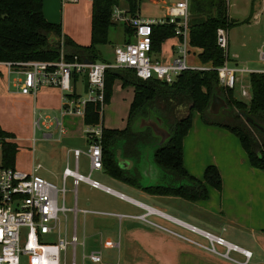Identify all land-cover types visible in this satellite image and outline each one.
I'll return each instance as SVG.
<instances>
[{
    "label": "crops",
    "instance_id": "obj_1",
    "mask_svg": "<svg viewBox=\"0 0 264 264\" xmlns=\"http://www.w3.org/2000/svg\"><path fill=\"white\" fill-rule=\"evenodd\" d=\"M150 1L160 4V7L165 9V4L160 2V0ZM42 5L45 18L48 21L59 23L62 34L67 35L77 44H90L91 0H78L76 2L42 0ZM229 5L227 1L228 16L233 18ZM118 6L120 8H126L127 4L121 0ZM263 12V0H250L249 11L246 17L241 20L246 21L240 24H246L249 27L253 22L263 20ZM166 15L167 12L165 17ZM116 24L118 23L114 22V25ZM121 25H123L125 34V24ZM238 25L226 32V50L229 49V44L231 43V33L239 27ZM131 38L127 35L124 38V42ZM174 46L175 44L172 46V52ZM159 52L160 48L156 56L162 60L159 57ZM260 52L257 51V59L259 61ZM230 57L226 61L229 66L234 67L230 63L232 62L236 65V60L239 58V55L232 54ZM261 64L263 63L261 62ZM263 67L255 68L254 71H258ZM79 77H82L85 85V76L80 75L77 77V80ZM77 80L75 90L79 94ZM113 87L107 106L111 102ZM120 87L123 89L122 85ZM131 89L132 91L127 104L128 110L133 97V88L131 87ZM61 107L62 92L58 88L41 87L35 94H22L18 84L15 82V78L11 79V81L5 77L0 78V126L4 130L14 134V138L11 141H14L18 146L15 154V168L30 172L35 165L36 149L32 144L33 136L21 138L17 134V131H15L16 129L6 127L11 126L9 124L11 119L13 121L15 120L20 131L28 132L32 135H34L36 129H40L42 126L45 130L42 133L44 139L51 140L53 134H58L59 137L55 141L61 144L65 142L64 138L70 137L71 134L77 131L79 122L84 124L83 117L78 118L75 115H66L62 112ZM127 115L122 128L104 127L123 129L126 126ZM38 118L39 127L34 128L33 123ZM101 123L103 126V122ZM59 128H62L63 132H60ZM86 147L87 139L85 138L84 144L73 148L85 151ZM70 151L71 149L67 151V160H65L64 155L61 157L59 163L56 162L55 165L40 167L37 173L50 181H53V179H61L63 169L67 164L68 166L70 165ZM215 162L222 171L223 184L218 189V200L210 202L205 201L207 198L192 201L177 195L151 193L145 191L142 187L128 185L110 177L105 173L103 167L100 170L93 171H103L106 181H99L111 187L113 190L124 194L128 199L110 194L101 189L92 188L83 182L74 187L72 179L68 178L65 183V188L67 181L70 179L71 188L73 187L74 190L73 204L75 200L76 206L79 204L80 193L79 208L127 216L119 218L115 215L90 214L92 216L83 218V229L87 232V240H90V249L85 250L83 247L78 255L76 250L73 251V247L70 246L72 248V256L68 261L65 252L64 257L66 263L69 264L74 258L76 264H238L138 218V215L145 212L144 206L138 204L141 203L157 208L180 220L196 225L201 229L223 236L228 241L249 250L251 257L243 264H264V171L253 168L250 165L246 152L242 148L239 140L237 142L230 140V143L225 144L224 147H219ZM223 168L226 170L225 174L223 173ZM82 173L86 174L88 171ZM174 180L176 183L167 184L179 187L185 181L175 178ZM113 184L117 185V187L113 186ZM152 219L166 228L178 231L198 243L205 244V240L199 235L178 227L168 220L160 217H154ZM52 240H55V237ZM85 240L86 237L81 241L82 246L85 244ZM76 246L75 248H77ZM96 251L101 252L99 262L91 257V253ZM231 255L240 261L243 260V256L237 252H233Z\"/></svg>",
    "mask_w": 264,
    "mask_h": 264
},
{
    "label": "trees",
    "instance_id": "obj_2",
    "mask_svg": "<svg viewBox=\"0 0 264 264\" xmlns=\"http://www.w3.org/2000/svg\"><path fill=\"white\" fill-rule=\"evenodd\" d=\"M121 0H91V41L80 45L62 34L59 23L48 21L43 13L42 0H0V61L56 60L60 53L65 59L77 56L88 62L100 59L98 46L108 43V30L114 26L111 13ZM127 10L137 14L141 0H123ZM190 44L199 49L202 63H210V69H189L181 72L173 82L166 83L150 78L135 76L132 69L113 68L105 71V103L112 94L116 79L121 85L132 86L133 97L129 105L126 126L123 129L102 126V166L110 177L135 187H141L137 173L118 167L116 149L121 146L127 157H136L141 144L152 141L148 131L134 132L133 120L146 114L147 107L165 117L169 123L171 137L154 152V160L164 171L175 179L185 180L179 187L171 184L152 186L145 191L163 195H177L188 200L207 198L203 181L188 174L183 166V138L191 126L192 112L200 113L207 124L228 129L239 140L253 168L264 171V132L245 121L250 116L264 128V72H249L251 98L249 102L236 99L233 89L219 84L216 68L229 60L227 46L218 44V29L226 32L246 20L238 21L228 16L227 0H189ZM173 24L152 25V45L158 51L161 41L173 36ZM125 34L131 35V28L125 25ZM213 95H220L228 104V109H220L215 115L209 114L208 106ZM174 106H184L185 114L175 120L169 118ZM164 108V109H162ZM244 113V116H241ZM230 114V115H229ZM227 115V117H225ZM228 115L229 118L228 119ZM99 105L88 102L83 117L84 124L100 123ZM8 138L10 140H8ZM12 132L0 126V169L14 167L17 144L11 139ZM205 179L220 189L221 178L217 168L209 165L205 169Z\"/></svg>",
    "mask_w": 264,
    "mask_h": 264
},
{
    "label": "built area",
    "instance_id": "obj_3",
    "mask_svg": "<svg viewBox=\"0 0 264 264\" xmlns=\"http://www.w3.org/2000/svg\"><path fill=\"white\" fill-rule=\"evenodd\" d=\"M62 2H76L78 0H61ZM160 0L165 4L167 15L161 20H144L138 13L132 14L126 8L114 6L111 20L115 23L125 24L131 28L132 37L113 49V61H91L78 59L73 56L65 59L61 52L56 60H27V61H0L8 74H15V82L22 94H35L41 87H55L62 92V112L66 115L84 117L85 106L88 102L99 105V114L102 116L105 104V71L113 68H129L135 76L147 80L154 78L171 83L183 71L189 69H210L206 67L192 68L187 65L190 53L189 44V0ZM264 11V0H263ZM264 21V12H263ZM173 24V36L177 42L173 48V57L166 63L156 56L153 49L152 25ZM217 41L226 48V31L218 29ZM260 61L264 64V51L260 52ZM219 84L227 89H234L235 84L243 73L251 72L248 69L231 67L225 61L216 68ZM259 72H264V67ZM85 76L86 97L76 93L75 84L77 77ZM242 95H248L245 87L241 89ZM101 122V120H100ZM58 124V122H57ZM102 124V123H101ZM85 124L84 132L87 139L85 151L78 148L70 151L73 167L68 164L62 171V186L58 187L52 181L37 173L40 165H34L30 172L19 170L15 167L0 169V264H67L65 252L68 246L78 244L76 235L77 213L93 215H127L114 214L98 210L78 208L75 200L73 207L66 205L65 183L68 178L76 187L83 182L92 188L104 190L110 194L128 199L124 194L113 190L93 178L94 170L102 169V125ZM34 128L39 127V118L33 123ZM63 132L62 128H59ZM88 159V173L80 172L79 163L81 155ZM138 203V202H136ZM145 208V212L137 217L151 225L163 229L174 236L194 243L207 251L224 257L234 263H246L251 257V252L228 241L223 236L201 229L196 225L180 220L157 208L138 203ZM72 212L74 224L68 238L66 213ZM60 215L64 217L65 228L61 229ZM154 217H160L174 225L199 235L206 240L205 244L198 243L178 231L164 227L156 222ZM55 234V240L45 241L44 235ZM82 243V242H81ZM237 252L243 256L240 261L232 257ZM101 252L91 253V257L99 262ZM69 264H76L74 258Z\"/></svg>",
    "mask_w": 264,
    "mask_h": 264
},
{
    "label": "rangeland",
    "instance_id": "obj_4",
    "mask_svg": "<svg viewBox=\"0 0 264 264\" xmlns=\"http://www.w3.org/2000/svg\"><path fill=\"white\" fill-rule=\"evenodd\" d=\"M229 5L230 12L232 13V16L236 20H242L246 17L248 11H249V5L250 0H227ZM172 3V0L168 1V4ZM246 12V13H245ZM139 16L144 20H160L165 17V9L160 7V4L153 3L150 0H141L139 5ZM239 27L234 29L231 33V43L229 44V49L227 50V54L229 51L228 56L232 54L239 55V58H237L236 65L234 63H230L233 66H237L239 68H247L250 71H254L255 68H261L264 66V64H261V62L257 59V51H264V21L258 20L257 22H253L252 25H249V27L246 24H240ZM236 27V26H234ZM233 28V27H232ZM248 31V33H246ZM127 35L124 34V28L123 25L120 23L112 26L108 30V43L100 45L98 47V52L100 59L99 61H113L114 55H113V49L116 45L122 44L124 42V38H126ZM177 39L175 36H169L164 38L160 43V52L159 57L166 61V63L170 62V60L173 57L172 52V46L176 44ZM189 50L190 53L187 57V65L192 68H198V67H206L211 68L210 63H202L199 59V50L189 44ZM231 58V57H230ZM5 77L9 81L11 79L15 78V74L11 73L8 74L4 67L0 66V78ZM78 84V93L85 98L86 93L85 92V85L82 77L77 80ZM121 81L119 79H116L113 83V95L111 98V102L109 106H107V103L104 104L103 112L101 116V122H103V126L105 127H114V128H122L125 124V117L127 115L128 111V102L131 94V87L132 86H125L123 89L120 87ZM242 87H245L248 91V95H242L241 89ZM251 86H250V79H249V72L243 73L241 76H239L235 87L232 91L233 96L236 99L243 100L246 102H249L251 98ZM6 106V104H4ZM8 106V104H7ZM164 109V108H162ZM172 113L169 115V118L172 120L182 116L186 112V108L184 106H174ZM227 113V112H226ZM223 111H220V116H223ZM8 115V114H7ZM230 115V114H229ZM228 115V119L229 118ZM217 116V115H215ZM217 116L214 120H220L223 119V117ZM78 118H81V116H77ZM227 117V115L225 116ZM164 119H166L164 117ZM167 121V119H166ZM101 122L99 124H101ZM168 123V121H167ZM11 126H6L7 128L16 129L17 134L21 138L31 137L33 136V145L35 146V159L34 164L40 165V167H46L55 165L56 162L59 163L61 160V157L65 155V160H67V151L74 149L73 147L82 145L85 142L86 134L84 132L85 125L82 122H79V127L76 132L70 135V137L64 138V143H57L55 140L58 138V134H53V137L51 140H47V138L42 137V133L45 131L43 127L41 126L40 129H36L34 131V135L28 132H22L19 130L18 125H16L15 120L13 121L11 119V122L9 123ZM169 124V123H168ZM191 128L186 133L184 137V148H183V165L188 172L189 175L196 177L197 179L204 182L206 190H207V199L206 202L210 201H217L218 200V189L214 187L209 181L205 179V169L209 165H213L217 168L220 178H221V187L223 184V178H222V171L220 167L216 164L215 159L218 155V148L221 146H225V144L230 143V140L233 142H237L238 138L230 132L228 129L223 128L218 125L214 124H207L205 123L199 112L193 111L192 117H191ZM102 125V124H101ZM170 127V126H169ZM62 137V136H61ZM8 140H10L8 138ZM46 140V141H45ZM232 143V142H231ZM143 147H150L151 154L150 158L152 163L153 161V152L154 147L152 146L151 142H146L144 144H141ZM69 154V153H68ZM70 167H73V160L71 159L70 155ZM79 169L80 172H86L88 171V159L85 155H81L80 157V163H79ZM136 169V170H135ZM140 170V168H139ZM131 171H135V173H139L137 171V168L135 167ZM225 168H223V173L225 174ZM151 176H155L151 182L153 184H167V183H176V181L173 178V175L171 173H168L164 171L158 164L153 166L151 170ZM92 177L95 179L100 180L101 182L106 181L103 171L101 172H92ZM140 178V176H139ZM148 180L147 178H145ZM144 179V180H145ZM55 183L58 187L62 186L61 179H53L52 181ZM185 183V181H184ZM113 186H116L113 184ZM80 189V187H79ZM211 192V193H210ZM216 192V193H215ZM214 194H216L214 196ZM66 205L68 207H73V195L74 190L73 187L71 188V181L70 179L67 181L66 184ZM80 193H79V204L78 208L80 207ZM217 203V202H212ZM80 209V208H79ZM88 216H92L90 214H82L77 213L76 215V235L78 237V245L75 248L77 254L79 255L82 251L83 247L85 250L90 249V240H87V232L83 229V223L82 219ZM67 217V228H68V238H70V234L73 228L74 224V217L72 212L66 213ZM60 225L61 229L65 228V222L64 217L60 215ZM55 234L51 235H44L43 239L45 241H53ZM86 237L85 244L82 246L81 241L83 238ZM206 242V240H205ZM72 256V248L69 246L67 247L66 251V257L69 261Z\"/></svg>",
    "mask_w": 264,
    "mask_h": 264
},
{
    "label": "water",
    "instance_id": "obj_5",
    "mask_svg": "<svg viewBox=\"0 0 264 264\" xmlns=\"http://www.w3.org/2000/svg\"><path fill=\"white\" fill-rule=\"evenodd\" d=\"M228 107L229 106L224 98L220 95H213L208 106V112L209 114L216 115L219 113L220 109H228ZM241 116H244V113H241ZM245 121L261 132H264L263 126L255 122L250 116H246ZM130 127L134 132L148 131L150 137L152 138L151 144L154 147V152L157 147L166 143L171 137L170 127L166 119L149 107L146 109V114L136 117ZM151 149L152 148L150 147H143L140 145L138 148V155L136 157H125L121 146L116 149L115 156L118 167L124 170H132L136 167L140 176L138 182L143 189L161 185L153 184L151 182L154 178H156L155 176H151V170L153 166L157 164L154 160V152L152 158L154 164L151 161Z\"/></svg>",
    "mask_w": 264,
    "mask_h": 264
},
{
    "label": "flooded vegetation",
    "instance_id": "obj_6",
    "mask_svg": "<svg viewBox=\"0 0 264 264\" xmlns=\"http://www.w3.org/2000/svg\"><path fill=\"white\" fill-rule=\"evenodd\" d=\"M130 171V170H129ZM132 172H135V171H132Z\"/></svg>",
    "mask_w": 264,
    "mask_h": 264
}]
</instances>
